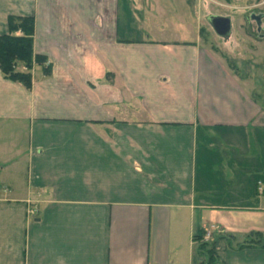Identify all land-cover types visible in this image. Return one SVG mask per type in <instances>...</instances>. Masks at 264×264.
Returning a JSON list of instances; mask_svg holds the SVG:
<instances>
[{"label":"crops","instance_id":"1","mask_svg":"<svg viewBox=\"0 0 264 264\" xmlns=\"http://www.w3.org/2000/svg\"><path fill=\"white\" fill-rule=\"evenodd\" d=\"M155 1L0 0L48 70L0 73V264H264V89Z\"/></svg>","mask_w":264,"mask_h":264},{"label":"rangeland","instance_id":"2","mask_svg":"<svg viewBox=\"0 0 264 264\" xmlns=\"http://www.w3.org/2000/svg\"><path fill=\"white\" fill-rule=\"evenodd\" d=\"M155 2L164 14L163 16L160 13L151 14L150 17L148 16L150 20L148 24L176 33L179 31L177 28L181 27L180 39L190 41L197 38L201 48L211 51L226 67L239 75L246 76L255 86L264 89V30L260 32L263 37L259 38L254 23L248 19L250 13H258L263 9L264 0H156ZM210 15L230 18L231 32L227 39L216 37L208 27L205 18ZM137 17L140 18V15L137 14ZM143 24L145 27L149 26ZM130 26L134 27L135 23ZM189 27L192 29L190 30ZM142 32L145 34L144 31ZM215 264H218L217 261Z\"/></svg>","mask_w":264,"mask_h":264},{"label":"trees","instance_id":"3","mask_svg":"<svg viewBox=\"0 0 264 264\" xmlns=\"http://www.w3.org/2000/svg\"><path fill=\"white\" fill-rule=\"evenodd\" d=\"M6 26L7 34L0 35V73L3 77L28 88L32 66L42 68L45 75L48 73L44 66V57L32 52L33 18L8 16ZM243 246L264 248V232L247 236V240L240 244V247ZM197 256L198 264H215L217 261L211 243H201L197 248Z\"/></svg>","mask_w":264,"mask_h":264},{"label":"water","instance_id":"4","mask_svg":"<svg viewBox=\"0 0 264 264\" xmlns=\"http://www.w3.org/2000/svg\"><path fill=\"white\" fill-rule=\"evenodd\" d=\"M262 17H264V15H261V16L250 15L249 19L255 20L256 25L258 26L259 20ZM205 22L216 37L220 39H227L230 36L231 21L229 17L210 15L205 18Z\"/></svg>","mask_w":264,"mask_h":264},{"label":"flooded vegetation","instance_id":"5","mask_svg":"<svg viewBox=\"0 0 264 264\" xmlns=\"http://www.w3.org/2000/svg\"><path fill=\"white\" fill-rule=\"evenodd\" d=\"M250 15H253V16H261V15H264V6H263V9L260 12H258V13H250L248 15V19H249V16ZM250 21L254 23V25H255V32L258 34V37L262 38L263 35H261L260 32H262L264 30V17L260 18L259 25L258 26L256 25L255 20H250Z\"/></svg>","mask_w":264,"mask_h":264},{"label":"built area","instance_id":"6","mask_svg":"<svg viewBox=\"0 0 264 264\" xmlns=\"http://www.w3.org/2000/svg\"><path fill=\"white\" fill-rule=\"evenodd\" d=\"M28 213H29V214H32L31 211H29ZM209 238H210V233H209L208 231H205L204 234H203V236H202V238H201V240H202L203 242H206Z\"/></svg>","mask_w":264,"mask_h":264}]
</instances>
